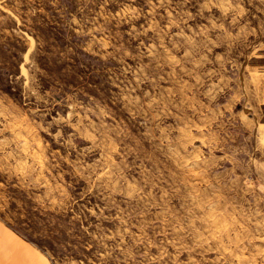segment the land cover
<instances>
[{"label": "rangeland", "instance_id": "obj_1", "mask_svg": "<svg viewBox=\"0 0 264 264\" xmlns=\"http://www.w3.org/2000/svg\"><path fill=\"white\" fill-rule=\"evenodd\" d=\"M0 221L45 264H264V0H0Z\"/></svg>", "mask_w": 264, "mask_h": 264}, {"label": "crops", "instance_id": "obj_2", "mask_svg": "<svg viewBox=\"0 0 264 264\" xmlns=\"http://www.w3.org/2000/svg\"><path fill=\"white\" fill-rule=\"evenodd\" d=\"M38 250L0 221V264H45Z\"/></svg>", "mask_w": 264, "mask_h": 264}]
</instances>
